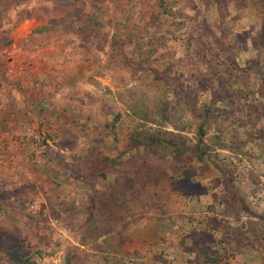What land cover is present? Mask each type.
Returning a JSON list of instances; mask_svg holds the SVG:
<instances>
[{
  "label": "rangeland",
  "instance_id": "obj_1",
  "mask_svg": "<svg viewBox=\"0 0 264 264\" xmlns=\"http://www.w3.org/2000/svg\"><path fill=\"white\" fill-rule=\"evenodd\" d=\"M0 3L14 25L92 18L94 50L58 106L40 80L0 108V264H190L202 226L229 264H264V0Z\"/></svg>",
  "mask_w": 264,
  "mask_h": 264
},
{
  "label": "crops",
  "instance_id": "obj_2",
  "mask_svg": "<svg viewBox=\"0 0 264 264\" xmlns=\"http://www.w3.org/2000/svg\"><path fill=\"white\" fill-rule=\"evenodd\" d=\"M96 4L95 1L90 3L87 1L86 7H98ZM3 7L0 3V12ZM0 16V22H2L0 23V108L2 113L7 115L11 113L14 110L13 104L30 107L33 101V98H29L30 89L38 87L40 80L44 90L50 83L53 89L50 103L47 99H41V102L38 99L37 105H46L49 108L54 101L56 103L54 105L58 106L61 103L59 94L69 89V86L62 85L61 91L57 90L56 86L62 83V80H66L62 78L63 76L60 77L62 72L69 69L70 63L83 59L82 53L94 51L89 39L82 38L81 30L85 31L86 26L83 29L80 28L81 30L75 29L92 18L85 17V20L81 22L67 17L69 23L67 27H64L63 24L54 22L55 17L42 21L40 18L29 16L14 25L8 21L12 17H7L6 13ZM92 22L93 25L98 24V22L96 24L95 21ZM97 53H101L100 50ZM51 67L54 70L49 69ZM78 77L79 74L77 79ZM26 114H22V117L25 118Z\"/></svg>",
  "mask_w": 264,
  "mask_h": 264
},
{
  "label": "trees",
  "instance_id": "obj_3",
  "mask_svg": "<svg viewBox=\"0 0 264 264\" xmlns=\"http://www.w3.org/2000/svg\"><path fill=\"white\" fill-rule=\"evenodd\" d=\"M100 55H105V53H98ZM42 107H45V105H42ZM205 136V130L204 126L201 125L199 128V143L202 142L203 137ZM158 140L157 139H151L149 142V145H154ZM178 153V151H177ZM179 154L177 159H174L171 161V163L179 164L180 161H183L184 159H178ZM202 156H199L201 159ZM193 236L192 238L188 237L189 242H191V245L196 252L195 255V261L190 263V264H229L228 260L226 258L220 257L219 251L217 249H214L213 247H210L209 243L207 242V237L208 233H206V230L204 227H199L198 229H194L193 231ZM191 240V241H190ZM198 258H201V261L198 262ZM21 264H35V263H30L28 259H24L20 261Z\"/></svg>",
  "mask_w": 264,
  "mask_h": 264
}]
</instances>
